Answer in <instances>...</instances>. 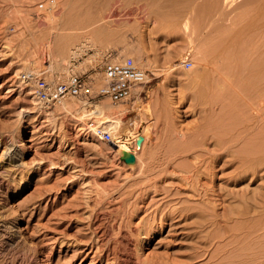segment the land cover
<instances>
[{"label":"rangeland","instance_id":"rangeland-1","mask_svg":"<svg viewBox=\"0 0 264 264\" xmlns=\"http://www.w3.org/2000/svg\"><path fill=\"white\" fill-rule=\"evenodd\" d=\"M59 1L61 0H0V181L4 184L3 189L0 188V226L14 222L19 230L17 240L9 247L4 243L8 234L0 235V263L233 264L227 251L230 252L239 243L240 246L245 243L247 226H244L246 222L242 223L245 216L238 217L240 222H233V218L237 217L233 213L217 217V221L208 218L203 228L198 227L195 217L174 219L170 223H175L173 226H163L162 231L150 242L140 246V250L136 245H139L144 235H139L140 227L134 226L136 222L139 223V219L148 221L154 211H157V216L168 213H181L184 216L198 212L181 203L182 198L187 195L183 177L186 170L192 168L194 152L200 151L202 147L214 146L219 153H224L228 141L236 145L233 147L237 149L241 148L245 140H264V120L259 122L260 117H255L259 113L252 109L253 106L258 107L264 114V84L254 77L256 75L246 72L247 69L254 70L264 64V3L259 0H218L222 16L217 23L222 22L225 27L229 20L224 18L233 17L236 24L233 34L236 38L230 42L225 40V36V41L221 44H217L221 39L213 44L212 40L215 39L210 38L208 45L204 46L203 54L201 53L204 55L208 51L205 53L207 58L202 56L203 62V59H198L202 57L196 54L194 45L186 43L180 32L162 39L163 30L159 28L151 36L143 34V39L138 37L135 29L139 24L144 25L145 21H141L140 16L147 13L148 5L146 7L145 2L138 3L142 9V4L146 7L142 13L141 8H135L137 3H131L133 6L129 10L130 4L127 6L121 0H110L115 10L123 11H119L121 16L118 12L119 17L130 20L138 15L130 20L131 23L109 26L121 40L107 46L96 62L85 63V59L93 54L92 48L81 56L70 57L71 65L67 76H82L91 81L95 90L105 83L100 71L105 58L118 61L132 56L136 65L146 73L147 80L143 86L135 87L128 100L117 104H112L106 98L96 100L93 104L67 98L64 105L58 106L64 107L60 111L55 106L50 109L42 108L46 115L56 114L54 120L49 122L41 110H36L37 102L31 97L21 75L28 73V69L35 68L37 77H43L47 81L58 80V74L54 72L58 58L47 48L54 25L48 24L50 26H46L47 30L43 26V30L42 26L41 29L31 19L37 14H47L51 10L49 4L55 5ZM70 1L75 5L73 9L80 10L76 14L81 15L80 0ZM110 1L103 8L106 10L101 12L106 16L104 12L111 10L112 13L109 11L107 14H111L113 18L117 11L114 12L112 6L110 8ZM119 5L123 6L122 9ZM123 8L130 13L125 14ZM122 13L125 17H122ZM129 14L133 15L127 17ZM211 17L212 11L207 8L204 13L205 23L211 22ZM204 25L198 32H201ZM144 29L141 31L148 33ZM148 29H152V24L148 25ZM211 29H204V35ZM25 36L28 39L34 37L37 41L33 40L39 45L37 50L42 47V52H35L36 43L25 38L26 41ZM40 40L45 41L42 43ZM79 40L90 43L83 36ZM23 41L30 43L23 44ZM76 45L71 46V51H74L78 46ZM196 56H199L198 62H195ZM155 68L166 70L151 72ZM66 77L59 80H65ZM137 88L142 93L134 106ZM247 90L248 93L245 92ZM152 94L157 95L155 100H158L157 103L154 101L153 115L148 118L144 112L145 109L152 108ZM103 101L114 108L113 117L120 118L124 123L128 122L132 135L145 132L143 138L136 140L131 137L128 141V147L142 153V158L146 159L138 173L130 170L123 155L109 153L104 148L94 147L90 141L83 140L84 133L75 126L69 114L72 109L66 105L67 102L78 103L80 107H84ZM103 116L105 114L95 110L92 118L99 120ZM179 131L186 135L185 142L180 144L178 141L174 142ZM125 139L127 136L121 140ZM263 145H260L261 149ZM21 150L24 154H20ZM229 172L230 169L225 174L229 175ZM21 179L26 180L27 188L14 198L10 197V187ZM258 184V181L255 182L250 189H257ZM243 187L244 184L238 185L234 190L239 192ZM239 193L237 199L242 195ZM233 207L236 209L238 205L234 202ZM178 208L181 209L180 212ZM142 228L146 230V227ZM243 228L245 231L241 230ZM14 231L13 229L10 233ZM63 250H67L66 254L62 253ZM188 257L192 259L185 261Z\"/></svg>","mask_w":264,"mask_h":264},{"label":"bare ground","instance_id":"bare-ground-1","mask_svg":"<svg viewBox=\"0 0 264 264\" xmlns=\"http://www.w3.org/2000/svg\"><path fill=\"white\" fill-rule=\"evenodd\" d=\"M109 1L110 0H80L81 8L80 7L79 8L81 9V15H78V14H76V11H80V10L79 9L78 10L73 9V8H75L74 7L75 5L72 3L73 1H70V0H63L62 1L61 0L58 3H56L55 5H53L52 3L49 4V7L51 8V10L49 12H47V14H45V13H44V15L41 14L42 16L41 15L38 16V14H37V16H34L33 19H31L34 21L35 25L38 24L40 26V28L42 26L43 30H44V27L47 30L46 26H48V27L50 26L48 24H51V26L54 25L53 30L51 31L52 34L50 33L52 36H50L51 38L49 37L50 39L48 40L47 48L49 47L50 49L49 48L48 49L51 51V53H54L53 56L56 57V59L58 58V63L55 65V70H54V72H56L58 74V77H57L58 80L63 79L67 76L68 67H69V65H71L70 64V57L81 56L83 54V52L87 51V49L92 48L93 54L89 55L88 58L85 59V63L86 62H91V63L96 62L100 58L99 56L101 55V52L107 46H109L110 44H113V43L117 44V42H119L121 40L118 36H116L115 30L110 29L109 26L117 24V23H131L130 20L131 19L133 20L138 15V14H136L134 17L131 16L133 18L130 17L131 18L130 20H128L126 18L119 17V16H121L120 12L122 10H119L120 12L115 10V8L113 7L114 5L112 3L114 1L112 0V2L110 1V4L112 3V5H110V4H108V5L110 6V8L112 6L114 8L113 11L114 12L117 11L116 12L117 14L116 15L113 14V18H111L112 15L107 14L109 11L112 13V11L109 10L107 12L105 11L104 13H106V16H103L104 14L101 12V10H103V11L106 10L103 8L107 5L106 2H109ZM217 1L218 0H121V3L127 4V6H128V4H130L129 5L130 8L128 7L129 10H131L132 6H133V5L131 6V3H134V4L137 3V5H138V3H140V2H145L146 7L148 5V7L146 9V7H144V4L141 3L143 5L142 6L143 9L145 8L147 10L146 11L147 13L144 12L146 14H143L141 16L139 14L140 20L143 22L145 21V22H144V25L139 24V26H137L135 29V32L138 35V37L143 39L145 36V35L143 36V34H146V36H151L159 28L161 30H163L162 31L163 33L161 34L162 39H164L165 37H168L169 34H173L174 32H177V33L180 32L182 34V35L181 34L180 35L185 37L186 43H189L190 45H194L193 47L196 49V54L201 55V57L204 56V58H207L205 56V53L207 54L208 51H205L204 55H202L203 54L202 52H204V46H206V44L208 43L210 38L215 39L214 41L212 40L213 44H214V42L216 44V42L219 39H221V40H219L220 42H217V44H221V42L225 41V40H228L231 42L236 38L235 34H233L235 29H236L235 21L232 19L233 17L224 18L225 20H229V21H227L228 23H226L225 27H224V24L222 22H220V24L217 23L219 18L222 16L221 5H219ZM256 1H258V0H256ZM118 2H120V1H118ZM259 2L264 3V0H261V1L259 0ZM116 4H118V3H116ZM119 6H121V5H119ZM136 6H135V8H139V9L141 8L140 7L141 5L140 6L138 5L139 7L138 6L136 7ZM122 7L123 6H121V9H122ZM116 8L118 9L119 7H116ZM207 8L211 9V11H212V17H211L212 21L209 23H205V21H204V13L206 12ZM143 9L141 8V11ZM126 10L124 9L125 14L126 13L128 14L129 10H127V11ZM138 11L139 10L137 9V12ZM118 12L120 13L119 16H118V14H119ZM133 12H131V13H133ZM142 13H143V11H142ZM122 15H123V13H122ZM130 15H133V14H129L127 17H129ZM122 17H125V15H123ZM203 21H204L205 25H204ZM151 24H152V29L149 30L148 25L150 26ZM203 25H204V27L201 29V32H198L199 28ZM209 27H211L212 29L209 31H206V34L204 35L203 30L204 29L206 30ZM144 28H146V29H144ZM142 29H144L148 33H144L143 31H141ZM263 34H264V32H263ZM81 36H83L86 40L90 41V43L80 42L79 38ZM225 36H226V39L224 40L223 38ZM42 37H44V36H42ZM47 37L48 36L46 35V38ZM25 38H26V36L24 37V39ZM26 39H28V38H26ZM33 39H34V37H33ZM33 39L30 38V39H28V41L31 40L30 42L32 43L34 40H36V39H34V40ZM259 39H261V37H259ZM82 40H83V38H82ZM86 40H84V41H86ZM24 41H23V44L25 43ZM40 41H42V40H40ZM40 41H39V44H40ZM43 41H45V40H43ZM43 41H42V43H43ZM35 43H33V44L35 45ZM25 44H27V43H25ZM33 44H31V45H33ZM75 45L77 47L74 49V51L73 50L71 51V46H75ZM36 46H37V43H36ZM36 46H35L36 49L34 48V50H36L35 52L41 53L42 51H40V50L42 47L41 48L39 47L40 50L39 49L37 50L39 45L37 47ZM41 46H42V44H41ZM43 47H45V46L43 45ZM30 49L31 48H29V50ZM206 49H207V47H206ZM21 50H22V48H21ZM43 50H44V48H43ZM31 52H33V51H31ZM231 53H234V52L232 51ZM51 56H52V54H51ZM198 57L196 56L195 59L197 60ZM129 58L134 61V58L132 56H129ZM191 59L194 60L193 57ZM198 59L199 60L203 59V57L202 58L199 57ZM35 60H36V58H35ZM38 60H39V58H38ZM196 60H195V62H198V60L197 61ZM24 61H26V60H24ZM31 61H32V59H31ZM192 62H194V61H192ZM203 62H204V59H203ZM134 63H135V61H134ZM37 65H39V63ZM178 67H176V69ZM263 68H264V64L262 67H260V68L256 67L254 70L253 69H247L246 72L251 73L250 75H252V73H253V75H256L254 77H256L257 80L259 79V81L260 80L263 81V84H264V69ZM174 69L175 68H172V70H174ZM28 70H29V71H27L28 73L33 74L37 77L35 68H33L31 70L28 69ZM164 70H166V69H164ZM164 70H162V69L159 70V69L155 68V69H152L151 72L152 71L153 72H155V71L159 72V71H164ZM206 70H208V69H206ZM157 72H155V73H157ZM205 72H208V71H205ZM52 79H54V78H52ZM250 79H251V77H250ZM20 82H21V80H20ZM32 84H33V80L31 81L30 86H32ZM19 85H21V84H19ZM258 86H259V84H257V87ZM220 87L218 89L222 88V87L221 88ZM233 88H234V86H233ZM261 88H262V86H261ZM243 89H241V90H243ZM256 89H258V88H256ZM140 90H141L140 88L136 89V93H135L136 101L133 104L134 106H136V102H139V95L138 94H139ZM249 90H250V88H249ZM164 91H165V89H164ZM245 92L248 93V90ZM154 93H156V92H154ZM215 93H217V92H215ZM261 93H262V91H261ZM164 94H166V93H164ZM231 94H232V92H231ZM238 94H237V96H239ZM258 94H259V91H258ZM242 95H243V93H242ZM156 96L157 95H155V94H152L150 96V103L152 104V108L150 107V108L145 109L144 113H145L146 117H148V118H150V116L153 115L152 109L154 108L153 106L155 105L154 101L157 103V100H158V99L155 100L157 98ZM162 96H165V95H162ZM215 96H218V95H215ZM250 98H252V97H250ZM70 99H72V98H70ZM246 99H247V97H246ZM69 101L70 100H68V102ZM68 102L66 103V105H68L70 107V109H72L69 111V114L71 115L72 121L74 122L75 126L79 127V131H82L84 133L83 140L86 139V140L90 141V143L94 147H98V148H102V149L104 148L109 153L114 152L116 155H119V156L120 155L125 156L128 154L131 155L134 159V163L133 164L128 163L127 165L130 168V170L133 171V173L136 171H137L136 173H138L141 170V168H143V166L145 165L146 159H143L144 158L143 155L141 156L142 153H139L138 151L136 152V151H134V149L131 150L128 147V143H129L128 141L131 139H135V138H136V140H137V138H141L142 135H145V132L137 134L136 136L132 135L131 131L129 130L128 125H127L128 122L124 123L120 120V118L113 117V115L115 114L114 108H112V106H110L107 103V101H103L100 104L88 105V106H84V107H80L78 103L74 104V103H68ZM72 102H73V100H72ZM259 102H262V100ZM37 104H38V102H37ZM37 104H35L37 106L36 110H38V111L41 110L42 114L44 115L45 111L42 109L43 107L41 105H39V104L37 105ZM62 104L64 105L65 102ZM165 105H166V103H165ZM56 107H57V111L64 109V107L59 108L58 106H55V108ZM253 107H254V108H252L253 111H255L256 113L257 112L259 113L255 117H260V119L258 118L259 122L260 121L263 122L264 114H263V111L261 113L262 109H258V107L255 108V106H253ZM155 108H156V106H155ZM164 109H165V107H164ZM95 110L99 111L100 113L105 114V116H103L102 119L94 120L92 118V115H93V112ZM167 111H168V109H167ZM166 113H168V112H166ZM55 117H56L55 113H51L50 115H46V114L44 115V118L47 119L49 122L53 121ZM255 122L256 123L258 122L257 118H256ZM255 128H257V127H255ZM102 130L108 132L114 138L117 137V139H115L116 140L115 141L116 146H114L112 144L109 145L107 143H104L103 141L101 143L100 136L98 135V131H102ZM124 136H127V139L121 140V137H124ZM185 136L186 135H184L183 133H181L179 131L175 135L176 140L174 139L175 140L174 142L177 143V141H178L179 144H180V142H185L184 141ZM186 139H188V138H186ZM237 139L238 138H236V140ZM233 140H235V139H233ZM239 140H240V138H239ZM253 140H254V138H252V141H251V139L245 140L241 144L242 146L240 145L241 148L240 147L237 148L238 150L236 148H234L236 145H232V143L230 141H228V143L226 142L227 144H225L226 146H225L224 153L221 151L222 154H221V152L219 153L214 148V146H213V148H208V147L203 148L202 147L203 149L201 148L200 151L194 152L192 154V158L194 159V162H193L194 165L191 162L192 168L189 169L188 171L186 170L187 173H185V176L183 175L184 176L183 179H184L185 184L187 186V187L185 186V188H187V190H186L187 195H186V197L182 198L183 200L181 201V203H184L189 208H195L198 212H196L195 214L191 213L190 215L186 214L184 216L181 213L180 214H174V213L169 214L168 213V214H160L159 216H157V211L156 212L154 211V213L151 214V218L148 220L149 222L143 218L139 219V223L136 222L134 227L135 228L140 227L138 229V230H141L139 232V235L143 234L144 236L143 237L141 236L142 239H140V243H139V245H136V248L138 247V249L140 250V248H141L140 246L143 245V243L150 242V240L155 235H157V233H160L162 231L163 226H166L167 224H168L167 225L168 227L173 226L175 223L172 225L170 223L174 219H184L185 220V218L191 219V217H195L196 220L198 221V227L203 228L206 225L208 218L213 219L212 221H217V217H225L226 215L233 213L234 215L237 216L236 218H233V220H234L233 222H235V221L240 222L241 220L238 217L241 218L242 216L243 217L245 216L244 221L242 223L246 222V225H244V226H245V228L247 226V230H246V234L245 233L244 234L247 237H246L245 243L243 244V246H245V247L240 246V243H239V245H235L233 247V249L231 248L232 250L230 252L227 251L229 253L228 258L232 259L230 261H232L233 264H243L244 262L246 264H264V145H263L264 140L260 139V141H259V139L258 140L255 139L258 142L253 141ZM140 141H141V139H140ZM20 142H21V138H20ZM207 143L208 142H206V144ZM235 143H237V142H235ZM186 144H187V142H186ZM204 144H203V146H204ZM171 145H172V143H171ZM184 145H185V143H184ZM260 145H263L262 149H261ZM181 146L179 148H181ZM171 148L173 149V147H171ZM194 148H196V147H194ZM175 150L177 151V149H175ZM193 151H195V149ZM185 152H186V150H185ZM188 153H189V151H188ZM20 154H24L23 150H21ZM10 161H11V159H10ZM228 169H230L229 175L227 174L228 172L225 174V171ZM178 173H180V172H178ZM257 181L259 182V184L257 185V189H255L257 191L256 192L254 189H250V187L255 182L257 183ZM182 183H183V181H182ZM242 184H244V187L242 188L241 191H239L242 193V195H241L240 199H237V196L240 193L238 191H235V190H236V187L238 185H242ZM3 185L4 184L0 181V188L3 189ZM27 186H28V183L26 182V180L21 179L20 181L17 182L16 185L10 187V190L12 191L10 197L14 198V196L19 194L21 191H24L25 188H27ZM6 191H8V190H6ZM234 202L236 205H238V207L236 209H234V207H233ZM5 205H6V203H5ZM178 210H179V208H178ZM180 211H181V209L178 212H180ZM145 215L146 214H144V216ZM143 225H145V226H143ZM142 227H146V230H144ZM13 229L15 231L13 233H10ZM241 230L245 231L244 228ZM18 232H19V230H18V228L14 222L9 223L7 225H6V223H4V224H1V226H0V235L5 236V234H8L7 236H5L7 239L4 241V243L6 244V246L8 245V247L11 244L13 245V243L17 240V238H18L17 233ZM240 235H241V233H240ZM244 237L242 236V238H244ZM239 247L244 248V249L242 248L243 249L242 254L240 252ZM66 251L67 250H65V251L63 250L62 253L66 254ZM197 251H200V250H197ZM59 252H60V250H59ZM195 252H196V249H195ZM225 256H227V255H225ZM241 257H242V259H240ZM228 258H227V261H229ZM46 259L49 260V257H46ZM189 259L191 260L192 258L188 257V259H186L185 261H187ZM193 259H194V257H193ZM44 261L46 262V260H44ZM16 263L17 262L15 261V264ZM189 263H191V262H189ZM0 264H7V263L1 262ZM46 264H49V263H46Z\"/></svg>","mask_w":264,"mask_h":264},{"label":"built area","instance_id":"built-area-1","mask_svg":"<svg viewBox=\"0 0 264 264\" xmlns=\"http://www.w3.org/2000/svg\"><path fill=\"white\" fill-rule=\"evenodd\" d=\"M100 71L105 84L95 90L91 81L76 74H70L65 80L47 81L43 77L24 73L21 80L28 86L31 97L45 109L60 106L67 98L90 104L101 98L108 99L112 104L124 102L132 96L135 87L143 86L146 80V73L129 58L118 61L105 58L100 65ZM32 80L33 84L30 86ZM98 135L103 142L116 146L117 138H113L108 132L98 131Z\"/></svg>","mask_w":264,"mask_h":264},{"label":"water","instance_id":"water-1","mask_svg":"<svg viewBox=\"0 0 264 264\" xmlns=\"http://www.w3.org/2000/svg\"><path fill=\"white\" fill-rule=\"evenodd\" d=\"M123 159L127 162V163H133L134 162V159L131 155H125L123 156Z\"/></svg>","mask_w":264,"mask_h":264}]
</instances>
